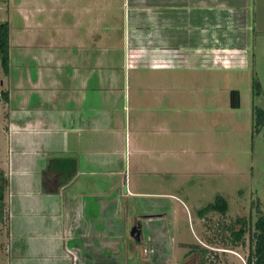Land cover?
I'll return each mask as SVG.
<instances>
[{
  "label": "rangeland",
  "instance_id": "1",
  "mask_svg": "<svg viewBox=\"0 0 264 264\" xmlns=\"http://www.w3.org/2000/svg\"><path fill=\"white\" fill-rule=\"evenodd\" d=\"M98 1L100 11L95 7L94 16L100 15V32L102 35L107 33V36H103L100 48L91 49H102L99 53L102 61L110 57L118 65L123 64L126 47L134 44L137 34L150 31L147 29L150 24L146 20L151 15L143 8H136L135 0ZM93 2L97 3V0H80L79 3L71 0V7H92ZM57 3L58 0L0 1V24L8 22L10 29L14 26L11 33L14 43L18 45L19 41L25 42V47L11 48L8 72L5 71L0 53V170H6L9 180L6 190L8 205L6 203L4 214L0 217V264H174L176 261L184 264H202L204 261L205 264H247L253 226L259 212L264 213V124L258 128L254 126L253 112V106L264 110V0H228L235 12L230 8L226 11L225 8L223 13L233 15V20L230 19V23L228 21L229 27L225 24L222 30L212 32L213 42L218 44L240 40L237 38V34L240 35L238 28L234 27L237 23H232L245 15V23L251 24L246 33L250 58L243 68L214 67L188 72L142 71L140 74L149 79L213 81L212 149L211 155L205 159L207 168L211 167L212 172L199 175L194 172V165H179L175 159H171V169L181 171V174H135L137 166L133 162L129 163L126 172L121 151L117 156V164L112 168L117 176L104 184L114 190L110 193L112 196L80 199L84 205L95 204L98 209L90 208L86 214L74 213L69 218L65 217L64 209L66 204L72 205L70 202L77 199L80 190L77 183L71 182L70 186L63 187L57 193H48L44 189V173L54 159L77 157H68L61 150L60 133L49 136L48 145L43 147L44 152L33 154L28 149H21L14 142V130H9L14 109L19 103V85H23L20 78L29 75L36 82L44 72L49 51L59 54L62 49L59 12L52 15V20L48 18L50 9ZM28 10L32 15L35 14L33 17L42 25L37 28L33 22L32 27H29L31 31L26 29L20 32L24 24L20 11L25 14L29 13ZM180 34L181 42L188 40L184 39L185 35H192L191 38L199 40L195 37L199 35V30L182 28ZM94 35L96 39L97 33ZM89 37L92 38L81 31L70 34L71 43L65 48L70 51V59L78 56L80 41L85 44L91 42ZM104 49H115V53L106 56ZM93 54L96 62L97 53ZM76 67L73 65L63 69L66 75L63 83L68 89L76 86ZM82 71L85 74L87 72L86 69ZM60 73L62 70L53 78L59 80ZM136 76L133 71L129 72L131 79ZM35 89H31L32 105H40L41 86ZM232 90L240 92L242 104L239 109L230 108ZM3 93H7V97ZM93 102L96 104V101ZM57 104H61L60 92ZM165 117L172 119V123L177 119L174 111L165 113ZM183 145L189 148L187 139ZM118 146L121 147V142ZM26 159L38 161L34 171H30L31 164L21 169L23 167L20 164ZM186 161L194 162L188 158L182 163ZM84 175L81 178L86 177ZM127 180L129 191L126 190ZM68 187H71L70 190ZM218 195L228 200V213L221 215L213 212L205 220L202 219L199 212L213 203ZM239 219H245L250 229L245 236V245H226V241L230 240V232L226 227L231 225L240 229L241 225L236 224ZM137 220L143 223L144 239L140 245L131 237V230ZM69 226L72 237L67 238ZM83 233L89 235L88 239ZM76 242L81 244L76 245ZM193 245L206 249V257L200 250L190 252Z\"/></svg>",
  "mask_w": 264,
  "mask_h": 264
},
{
  "label": "crops",
  "instance_id": "2",
  "mask_svg": "<svg viewBox=\"0 0 264 264\" xmlns=\"http://www.w3.org/2000/svg\"><path fill=\"white\" fill-rule=\"evenodd\" d=\"M76 2L79 3L80 0ZM92 4V7L82 9L71 7V0H58L57 5L50 9L48 17L50 20L53 14L59 12L62 49L59 54L49 51V56L44 62V72L36 82L29 75L20 78L23 85H19V103L14 109V118L9 127V130L11 128L14 130V142H17L21 149H28L33 154L44 152L43 147L48 145L49 136L60 133L61 150L69 155L68 157H77L78 172L71 182L77 183L80 190L75 202H70L72 205L66 204L65 209L63 208L65 217L68 218L74 213L86 214L90 208L98 209L95 204L84 205L80 199L86 197L103 199L112 196L110 193L114 190L110 186L105 187L104 184L117 176L112 168L117 164V156L121 151L126 163V172L130 167L129 163L133 162L137 166L135 174L144 176H164L172 172L181 174V171L171 169L170 163H173L171 159H175L179 165L191 167L194 165V172L199 175L212 172L211 167L207 168L205 159L207 155H211L212 149L213 81L188 78L149 79L140 76L142 71L188 72L214 67L243 68L250 58L246 33L251 24L245 23V15L239 16L238 22L236 20L232 23H237L234 27L238 28L237 32L240 35L237 34V38L240 40L223 42L225 45L213 42L212 32L222 30V26L225 24L228 26V21L230 23V19L233 20V15L223 13L225 8L226 11L230 8L235 12L228 0H135L136 8L140 10L143 8L142 10L151 15L146 20L150 24V28H147L150 31L137 34L134 44L126 47L123 64L118 65L110 57H106L103 60L105 64H102L99 56L102 49L91 48H100L102 38L106 37L107 33L101 34V17L94 16L95 7L100 11L99 1ZM48 10L47 8V12ZM33 15L30 11L25 14L20 11L24 22L20 32L26 29L28 31L33 22L37 28L42 25ZM230 16L232 18H229ZM87 22L91 24L86 25ZM187 27L189 30H199V35H195L199 40L191 38L192 35L188 37L185 35L184 39L188 40L180 41V32L182 28ZM13 30L12 25V34ZM76 31L86 32L92 38L89 37L91 42L88 44L80 41L78 56L70 59L68 54L70 51L65 48L71 43L70 34ZM12 34L11 48L25 47L24 41H19L18 45L14 43ZM114 50L104 49V54L112 55L115 53ZM87 51L89 54H85ZM93 52L97 53L96 62L93 60ZM80 54L82 56H79ZM73 65L77 66L75 69L77 77H74L76 86L68 89L63 83L66 77L63 69ZM84 69L87 70L86 74L82 71ZM121 69L124 75L118 74ZM61 70V78L58 76L59 80L54 79L55 74L59 75ZM131 71L136 73L135 78L129 77ZM39 86L41 104L32 105V90H36L35 88L38 90ZM59 92L60 105L57 104ZM93 101H96V104ZM207 102L210 107L207 106ZM230 108L232 109L231 103ZM171 111H174L177 117L174 123L172 119L165 117V113L169 114ZM185 139L190 144L189 148L183 145ZM120 142L121 147L118 146ZM188 158H192L194 162L182 163ZM26 164H31L32 172L38 161L26 159L21 162L20 165L23 167L21 169H24ZM3 171L7 177L6 170ZM131 172L132 170L130 174ZM83 174L86 177L81 178ZM70 188L68 187V190ZM126 190L129 191L128 180ZM6 198L5 196V201ZM102 204L105 207V204ZM137 224H142L143 228L140 220L134 222V226ZM70 232L69 226L67 238L72 237ZM84 236L86 239L89 237L88 234ZM79 244L81 242H76V245Z\"/></svg>",
  "mask_w": 264,
  "mask_h": 264
},
{
  "label": "trees",
  "instance_id": "3",
  "mask_svg": "<svg viewBox=\"0 0 264 264\" xmlns=\"http://www.w3.org/2000/svg\"><path fill=\"white\" fill-rule=\"evenodd\" d=\"M1 1V0H0ZM11 29L8 22L0 24V53L5 71H9L10 67V49H11ZM7 97V93H3ZM230 103L232 109H238L241 105L239 90H232L230 93ZM254 126L258 128L264 124V110L253 106ZM78 172V160L76 158L54 159L51 161L46 172L44 173V189L48 193H57L62 187L67 186L74 179ZM9 185V180L4 171L0 170V217L4 214L6 202V190ZM230 205L228 200L222 195H218L215 201L209 204L206 208L199 212L202 218H206L208 214L216 212L221 215H226ZM236 224H240V229H235L233 226L226 227L230 232V240L226 241V245L232 247L244 246L245 236L250 229L246 225L245 219H239ZM254 230L251 235V247L247 264H264V213L259 212L258 218L254 223ZM196 248V249H195ZM201 248V249H200ZM190 252L200 250L206 257L207 250L198 246H192ZM205 264V261L202 263Z\"/></svg>",
  "mask_w": 264,
  "mask_h": 264
},
{
  "label": "water",
  "instance_id": "4",
  "mask_svg": "<svg viewBox=\"0 0 264 264\" xmlns=\"http://www.w3.org/2000/svg\"><path fill=\"white\" fill-rule=\"evenodd\" d=\"M131 237L137 244H141L143 240V228L142 224L135 225L131 230Z\"/></svg>",
  "mask_w": 264,
  "mask_h": 264
},
{
  "label": "built area",
  "instance_id": "5",
  "mask_svg": "<svg viewBox=\"0 0 264 264\" xmlns=\"http://www.w3.org/2000/svg\"><path fill=\"white\" fill-rule=\"evenodd\" d=\"M174 264H184V263L181 261H176Z\"/></svg>",
  "mask_w": 264,
  "mask_h": 264
}]
</instances>
